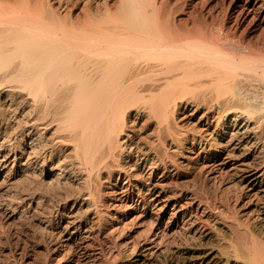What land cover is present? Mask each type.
I'll return each instance as SVG.
<instances>
[{
    "label": "bare ground",
    "instance_id": "bare-ground-1",
    "mask_svg": "<svg viewBox=\"0 0 264 264\" xmlns=\"http://www.w3.org/2000/svg\"><path fill=\"white\" fill-rule=\"evenodd\" d=\"M183 146L215 194L167 181ZM0 192L57 264H150L164 246L264 264L241 215L264 230V0H0Z\"/></svg>",
    "mask_w": 264,
    "mask_h": 264
},
{
    "label": "rangeland",
    "instance_id": "rangeland-1",
    "mask_svg": "<svg viewBox=\"0 0 264 264\" xmlns=\"http://www.w3.org/2000/svg\"><path fill=\"white\" fill-rule=\"evenodd\" d=\"M112 1L114 3L116 0H112ZM81 5H84V4H82L80 1L79 6L76 9L75 15L76 16L79 15L81 19H83L84 12H83V6ZM103 11H104L103 9L100 10L101 13ZM184 113H185V110H182V114ZM190 122H187V123H190L189 124L190 126L187 125V127H192V125L194 126L193 123L195 122L192 120ZM153 129H154V125H151V126H148L145 131L148 130V132H150V130L152 131ZM155 130H156V127H155ZM140 135L146 138V134L144 132H141ZM147 137L148 138L146 139L151 138L150 135H147ZM186 149L187 147H184V146L180 148L179 151L181 153L179 151L171 152V150H169V154L171 153L170 155H172L174 159L176 158V160H178L177 163H179V165L177 164L176 166H172L174 169L171 168L172 172L168 174L167 181L168 182L172 181L171 183L179 185V186H187V185L188 186H206V185L211 186V190H212L211 192L215 194L217 192V190L215 189L219 188V186H222L223 183H221L220 179H218L217 182L208 181L207 180L208 176L206 174L207 172L200 169L202 167V164L204 163V160H203L204 158L200 160L201 162L191 160V156H193V154L190 153V151ZM198 151L199 149L196 150V153H198ZM199 163L201 164V166ZM146 177H148V175ZM66 187L64 188V191L65 190L66 191L68 190L67 192L72 191L70 186H66ZM109 190L110 189L107 183L103 182L102 187H101V191L103 194L102 200L107 199V192ZM7 197L8 196H6L5 193L0 192V201L9 199V197L8 198ZM2 212L3 210L0 208L1 240L5 246V249L7 251H10V253L8 254L9 263L7 264H57V259L59 257H55V255H50V253H48V250H47L48 247L55 242H53L50 239V236L48 234L46 235L43 232L41 233L38 232L39 230L35 227L36 226L35 220L32 216L29 215L30 213H28L27 211H24L23 214L20 216V218L18 217L19 214H17V216H15V219L8 220L6 217V214ZM113 214L114 216H117V214H115L114 211L107 212V214L103 218L104 225L105 224H115L114 220L112 219L113 216L111 217V215ZM26 215H28V217ZM241 215L245 219H250L252 222H254L253 223L254 229L259 233H262L263 231L262 235L264 236V230L261 227L262 224L261 222L256 220L254 212H251L250 210H246V209H241ZM104 225H103L104 229L102 230L103 233L101 230L95 231V234L98 237L97 240L101 239L100 241L103 240L102 241L103 243L109 241L108 239H106L108 235L107 233L108 226L106 225L104 226ZM215 228L218 230V232L224 233V228L221 227L220 225L215 224ZM137 229H138L137 226L130 224L127 227H125L123 229V232L121 231L122 233L120 234L124 238H126L131 233H133V231H136ZM110 248L111 247L109 246L108 249ZM134 255L135 254H133L132 256L131 252H127L126 250H121V256H122V258H120L121 263L133 264L132 262L134 260ZM147 259L150 264H194V258L192 254L184 253V251L178 250L174 247L168 248L165 246L161 247V249L159 250H152L150 253H148Z\"/></svg>",
    "mask_w": 264,
    "mask_h": 264
}]
</instances>
